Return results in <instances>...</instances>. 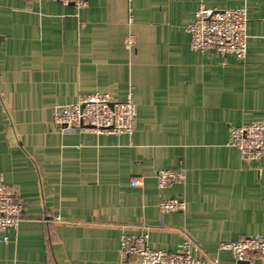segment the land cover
I'll return each instance as SVG.
<instances>
[{
	"label": "crops",
	"instance_id": "0c3cea01",
	"mask_svg": "<svg viewBox=\"0 0 264 264\" xmlns=\"http://www.w3.org/2000/svg\"><path fill=\"white\" fill-rule=\"evenodd\" d=\"M200 5L246 9L244 59L190 49ZM105 92L131 96V134L53 124L56 106ZM252 121L264 124V0H0V180L23 214L0 232V264H137L120 237L141 231L152 249L190 241L196 259L241 264L218 246L264 236V155L230 146ZM161 169L183 178L158 189ZM161 198L184 209L160 213Z\"/></svg>",
	"mask_w": 264,
	"mask_h": 264
},
{
	"label": "built area",
	"instance_id": "2783aa9c",
	"mask_svg": "<svg viewBox=\"0 0 264 264\" xmlns=\"http://www.w3.org/2000/svg\"><path fill=\"white\" fill-rule=\"evenodd\" d=\"M30 1V0H25ZM62 5H73L76 9L86 6L88 0H52ZM246 9H213L200 5L194 20L187 25L192 51L213 50L219 55H233L244 59L246 54ZM127 47L132 46L127 36ZM135 105L130 95L119 101L110 93H93L78 96L70 104L56 106L52 122L62 131L92 132L95 134H131L134 130ZM230 146L236 148L246 161L258 160L264 155V124L252 121L234 127L230 134ZM183 178L181 171L161 169L156 172V185L163 189ZM139 179L130 181L132 187L140 185ZM157 208L160 213L184 209V202L174 198H161ZM23 220L22 205L16 190L0 180V232L11 228L17 230ZM7 241V238H4ZM193 245L184 242L175 252L152 249L147 244V234L121 235L120 254L122 258L134 257L137 264H222L219 260H199L192 256ZM219 250L228 251L237 262L252 264L251 256L264 259V236L243 237L232 242H222Z\"/></svg>",
	"mask_w": 264,
	"mask_h": 264
},
{
	"label": "water",
	"instance_id": "95a60500",
	"mask_svg": "<svg viewBox=\"0 0 264 264\" xmlns=\"http://www.w3.org/2000/svg\"><path fill=\"white\" fill-rule=\"evenodd\" d=\"M245 262H241V264H244Z\"/></svg>",
	"mask_w": 264,
	"mask_h": 264
}]
</instances>
